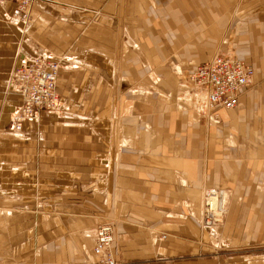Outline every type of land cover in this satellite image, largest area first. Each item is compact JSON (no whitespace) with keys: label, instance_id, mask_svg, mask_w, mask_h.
<instances>
[{"label":"crops","instance_id":"0c3cea01","mask_svg":"<svg viewBox=\"0 0 264 264\" xmlns=\"http://www.w3.org/2000/svg\"><path fill=\"white\" fill-rule=\"evenodd\" d=\"M11 9L10 0L0 2V263L91 262L94 229L105 222L118 264L262 262L264 0H34L24 23L5 19ZM142 33L154 44L148 61ZM36 49L62 63L63 108L14 130L8 113L20 97L5 81L16 58ZM215 49L248 64L253 82L235 106L200 113L179 92L186 73ZM105 80L114 83L113 114L124 115L111 128L114 174L112 154L96 150L110 125L89 130L91 116L108 111V100L100 108L96 99L108 92ZM148 80L154 100L146 103ZM162 92L171 103L164 107ZM147 111L153 123L167 117L166 127L151 124ZM248 177L262 182L242 199ZM229 182L225 221L202 229L206 237L197 225L199 193ZM99 192L116 203L106 219Z\"/></svg>","mask_w":264,"mask_h":264},{"label":"built area","instance_id":"2783aa9c","mask_svg":"<svg viewBox=\"0 0 264 264\" xmlns=\"http://www.w3.org/2000/svg\"><path fill=\"white\" fill-rule=\"evenodd\" d=\"M10 2L12 9L5 15L6 20L24 23L28 16L26 9L30 0ZM22 59L23 56L16 58L12 65L13 70L10 68L5 82L6 91L14 92L20 97V102L15 104L8 114L26 107L27 115L20 116L19 121H14L13 118L10 121L8 118V123L15 122L17 129L21 128L24 121H37L42 114L56 116L62 109V98L56 88L60 63L43 58H37L33 62H22ZM252 76V68L244 61L228 53L214 52L186 73L179 99L186 107L200 113L211 112L219 107L231 108L236 105L239 93L252 84ZM23 96L27 99L23 100ZM226 212V191L215 186L202 188L199 227L205 230L215 229L222 223ZM112 242L113 225L109 222L99 224L94 229L91 246L94 259L82 264H118L112 254ZM258 264H264V260Z\"/></svg>","mask_w":264,"mask_h":264},{"label":"rangeland","instance_id":"374dc122","mask_svg":"<svg viewBox=\"0 0 264 264\" xmlns=\"http://www.w3.org/2000/svg\"><path fill=\"white\" fill-rule=\"evenodd\" d=\"M147 15H148V13H147ZM152 18H153V14H150V13H149L148 16L145 17V19H146L145 24H147L146 28L148 26L151 28V25H150L149 22H150V20ZM146 32L147 33H150L153 36V33L152 32H148V31H146ZM131 34H132V36H135L136 35L133 32H131ZM141 35L143 36V39L147 36L146 37V40H145V48H146L145 55H147V61H148V56H150V54H151L150 47L153 48V45L154 44H153V41H151L149 39V34L142 33ZM143 43H144V41H143ZM31 44L35 48L36 47H40V48L43 49L42 45L40 43H38L37 41H33L32 40L31 41ZM214 52H224V53H228L230 55H233L229 51H226V50L223 51V50H220V49H215L212 53H214ZM104 53L106 54L105 51H104ZM106 55L108 56V54H106ZM96 66L98 68H102V66H100V65H96ZM96 66L93 65V66H91V68H95ZM105 67L106 66H104L103 68H105ZM162 82L164 83L165 81H162ZM104 84L109 88L108 89V92L106 90L104 92L102 90H100L99 91L100 95L98 97H96V99L100 102V108L108 100V102H107V104H108V111H107V113L106 112H103L101 114H98L97 113V115L91 116V119H93V120L91 121V125L89 126V130L90 129L92 130V128H95L96 125H98V129H101V127H107L108 128V125H110V127L108 128L110 130L109 133H108V131L103 130L102 133H104V134L108 133V135H102L101 134V136H100V140L101 141H99V143H101L102 145H99V147L96 150H98L99 153H101V152L105 153V151L106 152L109 151L112 154L111 156H113V157H112V161H110V163L113 164V168H112L113 173L112 174H114L115 163H116V155L114 153L115 148H113V145H112V143L110 141V138H111L110 137L111 128H112V126L113 127L114 126H117L115 123H117L118 126L119 125L121 126V121H124V119H122L124 117H122V116H124V115H123V113L119 114V113H116V112L113 114V106H114L113 103L116 101V96L114 95L113 89H112V85L114 83L111 82V81L105 80L104 81ZM145 85H146V91H147V93L145 94V100H146V103H147L149 101H153L154 100L153 96L149 93L150 92L149 91V88H154V86H152L154 84H153V82H150L148 80V81H146ZM158 85H159V83H158ZM159 86L162 87L161 85H159ZM163 86H165V85H163ZM162 89L164 90L163 87H162ZM5 90H6V88H5ZM160 99H161V105L163 107L166 104H168V102L170 103V101H169L170 99L168 97L165 98V93L164 92H162V97ZM157 103H159V97H158ZM112 104H113V106H112ZM133 115H135V113H132L131 114V117H129V119H131V122H132V119L134 117ZM147 115H150V120H149V118H148V120L151 122V124H154L155 126H157L159 124L161 125V123H162V125H164L166 127V125L168 124L167 123L168 122V119L164 115H161V118H159L158 120L156 119L157 121H155L154 123H153V117H152L153 115L151 116L150 111L149 112L147 111ZM105 137H107V139ZM178 141H180V140L178 139ZM96 143H98V142H96ZM106 144H108V145H106ZM190 145L192 146V141H190ZM193 147H196L195 143H193ZM147 151H148V146L146 147V152ZM102 155L103 154H101V156ZM254 178H256V177H248V178H245L244 179L245 181H243V183L241 185V188L238 189L240 191V196H241L242 199H245V196H248V193L247 192L250 191L253 188L255 189V187H257L258 183L261 184V182H262L261 180L259 181L258 178H256V180H255ZM261 179H263V181H264V178H261ZM215 186H217V185H215ZM217 187L218 188H223V189H225L227 191V202H228L227 205H229L231 196L233 194V184H232V182H229L228 186H226V187H223V186H217ZM200 194H201V191L199 193V199H198L199 200L198 210L200 209ZM97 195H98V200H97L98 201V207H99V210L101 211V213H99V217L100 218L106 219V218L110 217L109 214L111 213V209H113V213H114V211H115V213H117V211L115 210V204L116 203H115L114 200L111 199V195L108 192H99ZM110 200H112V201H110ZM226 216H227V214H226ZM224 218H226V217H224ZM198 220H199V215H198ZM197 225L199 227V223L198 222H197ZM200 231L202 232V234H204V236H206V237L209 236L208 234H206L205 231H202V229ZM216 236L217 235L210 236V242H211V244L212 243L213 244H218L217 243ZM213 246L215 248L217 247V245H213Z\"/></svg>","mask_w":264,"mask_h":264},{"label":"bare ground","instance_id":"6f19581e","mask_svg":"<svg viewBox=\"0 0 264 264\" xmlns=\"http://www.w3.org/2000/svg\"><path fill=\"white\" fill-rule=\"evenodd\" d=\"M33 1L34 0H30V2L28 3V6H27V9H26V14L29 16V13H30V9H31V5H32V3H33ZM28 16L26 17V21H27V18H28ZM25 21V22H26ZM33 52V56H31V55H24L23 56V59H22V62H25L26 60H31V62H33V61H35V59H37V58H39V59H41V58H43V59H46V60H50V61H53L54 59H52V58H50V56H48V54H45V51H43V50H38V49H36V50H33L32 51ZM31 57V58H30ZM28 58V59H27ZM55 62H57L58 64L60 63L58 60H55ZM59 65H61V63L59 64ZM61 67V66H60ZM59 67V68H60ZM13 70V69H12ZM59 70V69H58ZM13 72V71H12ZM12 85L13 86H15V87H17L15 84H13L12 83ZM59 93V92H58ZM60 95V94H59ZM62 98V97H61ZM24 99H27V98H24V96H23V100ZM23 100H21V101H23ZM61 108H63V98H62V100H61ZM25 115H27L26 114V107H22V109H19L18 111H16V112H13V113H11V115H10V121L12 120V118H13V120L14 121H19V117L20 116H25ZM10 127L12 128V129H14V130H19V129H17V127H16V124H15V122H11V124H10Z\"/></svg>","mask_w":264,"mask_h":264}]
</instances>
